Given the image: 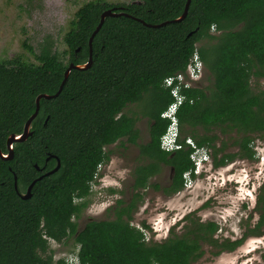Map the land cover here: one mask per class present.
I'll return each mask as SVG.
<instances>
[{
	"label": "trees",
	"instance_id": "trees-1",
	"mask_svg": "<svg viewBox=\"0 0 264 264\" xmlns=\"http://www.w3.org/2000/svg\"><path fill=\"white\" fill-rule=\"evenodd\" d=\"M186 2L90 0L77 8L63 36L65 60L49 40L37 53L25 46L34 61L21 55L0 60V150L5 152L6 138L22 133L36 98L54 95L70 64L87 63L88 40L101 15L108 10L128 15L104 18L92 40L90 66L72 68L56 97L40 98L31 135L14 143L10 160L0 158V264H68L53 258L49 240L64 244L69 238L77 246L76 264H192L203 255V243L217 248L215 255L242 243H219L213 222L193 221L181 235L171 231L160 242L146 241L131 224L140 189L158 188L149 179L160 164L175 171L169 195L182 189L183 174L193 170L189 148L160 149L169 125L160 115L173 101L163 80L184 71L195 49L209 84L182 90L185 101L176 114L180 142L190 137L197 146L212 148L213 166L219 167L235 157L253 158V136L264 139V89L250 85L252 78H264V0H190L186 16L173 22ZM138 20L166 23L152 28ZM134 103L149 119L152 142L138 147L150 161L135 169L134 193L129 202H116L113 219L89 220L78 230L76 219L88 204L98 166L109 159L105 148L121 139L136 144L138 113H123ZM231 130L240 136L234 142L238 150L217 158L223 152L215 147L217 133ZM53 156L59 168L46 175L56 166ZM14 177L20 194L34 182L28 198L14 189ZM257 203L264 212L263 195ZM261 225L263 214L256 229Z\"/></svg>",
	"mask_w": 264,
	"mask_h": 264
},
{
	"label": "rangeland",
	"instance_id": "rangeland-1",
	"mask_svg": "<svg viewBox=\"0 0 264 264\" xmlns=\"http://www.w3.org/2000/svg\"><path fill=\"white\" fill-rule=\"evenodd\" d=\"M87 1L90 0H0V60L21 55L34 61L25 46L37 53L45 40H49L53 44V50L65 60L67 54L64 52L66 47L63 36L77 8ZM108 1L119 4L138 3L140 0ZM208 84L205 72L197 85ZM250 85L254 90L264 89V78H252ZM135 112L138 113L137 103L129 104L123 111L127 115ZM137 115L136 126H140L138 128L142 132L143 143L145 120L139 113ZM217 135L219 139L215 142V147H223V152L217 153V158L224 153L237 152L238 147L234 142L240 136L235 131L231 130L225 136ZM250 146L253 158L235 157L219 167L213 166V149L208 147L211 162L207 168L208 176L194 175L191 181L184 180L186 186L183 184L181 190L169 196L162 194L161 190L167 186L171 169L166 165H159L157 175L150 182L158 185L159 189L150 185L139 191L142 200L132 214L131 224L144 232L148 242H160L171 231L181 235L193 221L216 223L218 229L214 236L219 243L225 239L232 241L245 232L258 230L260 236L250 234L233 251H224L218 255L214 254L218 251L217 248L203 243V255L192 264H264V225L256 229L264 212L261 204L256 203L254 206L256 196H264V139L254 135ZM105 150L109 153V159L101 165L91 185L88 204L76 219L78 230L89 220L113 219L116 202H129L134 193L133 167L138 163L142 164V161L135 159L136 147L121 139ZM246 216L247 219H244ZM143 222L147 225L146 228H142ZM49 246L55 260H67L69 255L77 252L73 238H69L64 244L49 240Z\"/></svg>",
	"mask_w": 264,
	"mask_h": 264
},
{
	"label": "built area",
	"instance_id": "built-area-1",
	"mask_svg": "<svg viewBox=\"0 0 264 264\" xmlns=\"http://www.w3.org/2000/svg\"><path fill=\"white\" fill-rule=\"evenodd\" d=\"M204 73V64L200 59L197 49H195L184 71L168 76L163 80V86L169 89L173 101L161 114L162 118L169 120V125L160 137V149L167 153L185 148L191 150L189 158L193 163V170L187 171L183 174V180L188 182L191 181V177L193 178L192 175L198 176L204 162H209V152L206 147L197 146L190 137L186 138L183 143L180 142L179 125L176 114L181 104L185 101V96L182 94V90L197 86V84L203 79ZM100 169L101 165L98 166V172ZM184 186H186V184H184Z\"/></svg>",
	"mask_w": 264,
	"mask_h": 264
},
{
	"label": "water",
	"instance_id": "water-1",
	"mask_svg": "<svg viewBox=\"0 0 264 264\" xmlns=\"http://www.w3.org/2000/svg\"><path fill=\"white\" fill-rule=\"evenodd\" d=\"M189 3H190V0H187L186 2V5H185V8H184V11L183 13L176 19L173 20V22H178L180 20H182L185 16H186V13H187V10H188V6H189ZM118 15H121V16H128L127 14L123 13V12H120V13H116L114 11H111V10H108V11H105L101 17H100V21L97 25V27L95 28V30L92 32L89 40H88V45H89V56H88V60H87V63H83V64H78V65H73V64H70L68 66V68L66 69L65 73H64V80L62 81L58 91L54 94V95H46V94H43V95H39L37 98H36V108H35V111L34 113L28 118V120L25 122L24 126H23V130H22V133L21 134H10L8 135V137L6 138V152L5 153H2L1 150H0V158L3 159V160H10L13 156V145L14 143L16 142H22V141H25L28 136L31 135V131H30V126H31V122L32 120L36 117L37 113H38V110H39V100L40 98L44 97V98H51V97H56L59 92L61 91V88L63 86V83L65 81V79L68 77V74L70 72V70L72 68H75V69H78V70H84V69H87L91 62H92V40H93V37L94 35L99 31V29L101 28V25L103 23V20L106 16H118ZM139 22H141L142 24H144L145 26L147 27H152V28H157V27H160L162 25H164L166 22H163L161 24H158V25H150V24H146L144 23L143 21L141 20H138ZM54 157V156H53ZM54 159L56 160V166L49 172L45 173L46 175L47 174H50L54 171H56L58 168H59V159L57 157H54ZM35 168H37V166L35 165ZM33 184L34 182H32L27 190H26V193L25 194H20L17 190V185H16V177H14V189L20 194V196L22 198H28L30 196V192H31V189L33 187Z\"/></svg>",
	"mask_w": 264,
	"mask_h": 264
},
{
	"label": "flooded vegetation",
	"instance_id": "flooded-vegetation-1",
	"mask_svg": "<svg viewBox=\"0 0 264 264\" xmlns=\"http://www.w3.org/2000/svg\"><path fill=\"white\" fill-rule=\"evenodd\" d=\"M163 101H164V98H163ZM140 109L142 110V107H140ZM144 118V120H145V127H144V130H145V132L143 131V135L145 136L144 138H143V143H141V130H140V128H138V127H140V126H136V124H135V127L137 128V130H138V136H137V138H136V144H131V143H129V142H127L126 141V143H128L129 145H133L134 146V148L136 147V160H138V161H142V164H137L136 166H134L133 167V171H132V175H134L135 174V169L137 168V167H139V166H142V165H144V164H147L149 161H150V159L147 157V156H145L140 150H139V147H138V145H140V144H146V143H151L152 142V139H151V137H150V134H149V119L147 118V117H143ZM137 120H138V118H137ZM136 123H137V121H136ZM2 152V151H1ZM2 153H4V152H2ZM135 159H134V161H135ZM144 163V164H143ZM161 165V164H160ZM164 165V164H163ZM165 166V165H164ZM166 166H168V165H166ZM168 167H170V169H171V175H169L170 177H169V181L167 182V186L165 187V188H163L162 190H161V192H162V194H164V195H168L169 196V193L171 192V188H172V186H173V178H174V175H175V171H174V169L171 167V166H168ZM206 173H209V171L208 170H206V172L203 174V175H205ZM157 174H155V175H153L151 178H153V177H155ZM208 175L206 174L205 175V177H207ZM151 178L149 179V183L151 182ZM261 188V187H260ZM259 188V189H260ZM158 189H159V186H158ZM140 190H145V189H140ZM141 193V192H140ZM171 194H173V193H171ZM212 197V196H211ZM257 200H258V196H256V202L254 203V206H255V204L257 203ZM252 209H254V207L252 208ZM247 217L248 216H246V217H244V219H247ZM246 233V232H245ZM245 233H243L242 235H241V237L240 238H238V239H235V240H232V241H236V240H242L243 241V239L245 238V237H247L248 235H250L248 232L245 234ZM215 234V236H216V232L214 233ZM214 234H213V237L215 238V236H214ZM252 235V234H251ZM252 236H255V235H252ZM257 236H260V235H257ZM216 239V238H215Z\"/></svg>",
	"mask_w": 264,
	"mask_h": 264
},
{
	"label": "clouds",
	"instance_id": "clouds-1",
	"mask_svg": "<svg viewBox=\"0 0 264 264\" xmlns=\"http://www.w3.org/2000/svg\"><path fill=\"white\" fill-rule=\"evenodd\" d=\"M162 114V113H161ZM161 116V115H160ZM179 132H180V130H179ZM179 137H180V135H179ZM188 138V137H187ZM179 140H180V138H179ZM208 149V148H207ZM6 152V151H5ZM4 152V153H5ZM172 153V152H171ZM208 164L210 165L211 164V162L209 161H207V162H204V165H203V167L201 168V170H200V172L198 173V176H202L205 172H206V170H207V168H208ZM102 165V164H101ZM193 177H194V175H192ZM183 184H184V180H183ZM168 235V234H167ZM67 262H68V264H76L77 262H78V259H77V257L76 256H74V255H69V257H68V259L66 260Z\"/></svg>",
	"mask_w": 264,
	"mask_h": 264
}]
</instances>
